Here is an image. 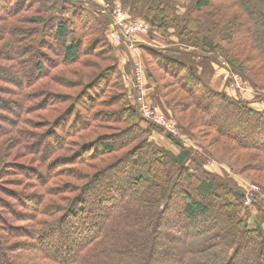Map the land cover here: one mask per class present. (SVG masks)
<instances>
[{
    "label": "trees",
    "instance_id": "obj_1",
    "mask_svg": "<svg viewBox=\"0 0 264 264\" xmlns=\"http://www.w3.org/2000/svg\"><path fill=\"white\" fill-rule=\"evenodd\" d=\"M39 1L0 0L1 41L9 50L0 57L12 62L8 69L17 87L13 100L9 99L13 92L0 87V100L17 108L0 118V264H153L151 256L159 242V227L166 224L164 218L176 236L167 241L175 252L168 264H194L200 256L206 259L201 258L203 264H253L255 254L264 256V221L254 227L244 223L241 212L248 206L237 181L217 168L223 165L247 178L244 171L264 169V111L253 109L239 95L210 86L211 75H203L199 62L191 59L194 54L201 58L220 52V61L232 75L239 72L256 82L246 78L229 56L240 59L237 47L217 48L210 35L216 25L242 14L240 23L228 25L222 38L231 44L237 35L250 36L257 51L246 61L264 77V0H225L229 5L220 23L210 19L217 0H187L184 13L177 12V0H119L130 18H143L152 31L165 37L166 46L139 44L146 78L152 85L159 83L150 63L167 74L171 68L183 71L188 88L179 85L192 94L191 105L201 111L197 116L191 105L179 102L183 115L177 116L165 99V116L176 119L181 134L160 131L177 152L149 138L152 124L128 100L121 73L130 64L124 68L120 64L125 44L113 45L109 15L105 12L104 19L99 15L102 5L92 0H53L51 17H15ZM103 1L112 6V0ZM65 5L71 8L69 17ZM30 21L39 27L21 25ZM45 29L58 53L48 69L44 53L37 49ZM100 55L99 59L111 62L107 67L93 60ZM59 65L61 71L52 75ZM91 67L95 71L88 73L86 68ZM176 71L172 70L173 76ZM67 73L76 80L71 81ZM155 86L157 91L161 87ZM72 88V93L61 90ZM197 88L202 93L194 100ZM3 120L8 122L5 127ZM123 122L124 130L116 127ZM205 125L217 132L211 145H205L196 131ZM134 139L139 140L136 147L131 145ZM135 149L143 155L128 159ZM239 149L256 150V154L245 158ZM238 157L245 160L242 166L235 163ZM130 160L131 171L116 167ZM209 161L217 169H206ZM25 170L35 176H27ZM249 179L264 190V184L253 176ZM257 206L264 216L263 204Z\"/></svg>",
    "mask_w": 264,
    "mask_h": 264
},
{
    "label": "rangeland",
    "instance_id": "obj_2",
    "mask_svg": "<svg viewBox=\"0 0 264 264\" xmlns=\"http://www.w3.org/2000/svg\"><path fill=\"white\" fill-rule=\"evenodd\" d=\"M14 1L15 0H13V4H14ZM81 1H83L85 3H86V1H88V2L94 1V2H96L99 5H102V4L108 5V2L106 3L103 0H92V1L91 0H81ZM177 2L179 3L177 5L178 6L177 7V12L184 13L185 7L187 5V0H177ZM51 3H53V0H42V1H39V4H37V6L36 5L35 6L34 5L30 6L28 11H25V10L21 11L15 17H17V18H18V16L21 17L20 15H23V17H29V18H32L35 15H39V16L44 17V18L45 17H49L48 15H50V17H51L52 15L55 14V13L52 14V11L49 10L50 9L49 7L52 5ZM109 3H112V6H110V7L108 6V8L105 9V11L100 9L101 11H99V15L102 17V19H104V17H105L104 13L107 12L108 15H109L108 16L109 17L108 29H110L112 31H115L116 29L112 26V16H110L109 12L111 11V13H112L113 9H115L117 5H120V7H123V8H126V9H128V8L126 6H124V5H122V3L119 0H112L111 2L109 1ZM227 5H229V3L227 1H225V0H217L215 2V4H214L215 8L211 11L212 14L214 13L213 14L214 16L213 15L210 16V19L217 18V23L218 22L220 23V18L224 17V15H225L224 12H226L225 10H226ZM15 8H16V4H15ZM64 8H65V16L66 17L71 16V8L69 6H66V5L64 6ZM64 8H63V10H64ZM59 9H61V8H59ZM241 15L242 14H239L238 17L234 16V17H230V18L226 19L228 21H226L227 23L225 25L224 24L222 26H219V24L216 25L217 27H214L215 29L211 31L210 35H211L213 41L216 44H218L217 48H219V46H220V48L228 50V49L233 48L235 46L237 47V49L239 50L240 59L238 58V56H235V55H231L230 54L229 56H231L233 62L237 66L240 67L241 71L243 70V73H246V75H247L246 78L253 77L254 79H256V82L253 83L252 80H247V79L243 78L239 72H235L232 75L229 72V70L226 68L227 64L225 63V61H223V60L220 61L222 59L221 55L219 54L220 52L211 53V54H208V55H203L201 57L202 59L199 56L194 54L193 56H191V59L193 58L195 61L199 62L200 65H198V70L200 72H202L203 75H205L206 77L211 75L210 79H212V82H213V77L216 74L215 79H214L215 82H213V84H215V86L217 88H220V89H217V90H222V91H226V92L230 91V93L232 94V93H234L233 92V88L234 89L237 88L236 89L237 91L235 90L237 92V94H239V96L243 97V99H246L247 101H250L249 104H248L250 107H252L255 110L264 111V99L260 100V98L262 96H264V88L260 87V84L262 86H264V77L262 75H260V74L258 75L255 71H253V69H252L253 63L252 62L248 63L249 61L248 62L246 61V57L248 55H251V54L254 55L255 52L257 51V50H254V45H255L254 40L250 36L249 37H245V36L237 35L236 36L237 40L232 41L231 44H230L229 41L224 40L222 38L224 29L226 27H228V25L233 27V26H237L240 23ZM133 18L136 19V20H134ZM133 18L132 17L130 18L128 12L126 11L125 20L127 21V23L137 21L139 23L141 22V23L146 24L149 27V29L146 31L147 33L144 32L145 34H143V37H146V39H148V41L150 43L155 44L157 46H162V45L166 46L165 37H164V40H163V38L159 34H157L156 32L152 31L150 29V25H149L148 21H145L143 18H139V17H133ZM131 20H134V21H131ZM14 21H15V19H14ZM10 22L11 21H9V23ZM14 25L16 27H18L17 23H15ZM21 25L24 26V27H29L30 29L34 25L39 27L38 24H34L31 21L28 24H21ZM0 26H2V24H0ZM112 31H111V34H113ZM2 34L3 33L0 30V41L2 39V37H1ZM139 35H142V34L137 33V32L133 33L132 34V39L133 40L140 39V38H138ZM109 37L112 38V40L114 42H115L116 39H119L118 37H116V39H114L112 37V35H110ZM167 39L168 38H166V40ZM119 40H121L122 42L120 41L118 44H115V46L117 48L121 47L122 44H125V43L128 44V41L126 39H122L121 38ZM42 41L43 42L41 44H39L40 48L38 47L37 49H39L38 50L39 52L44 53V57L45 58L43 57V61H44L45 65H46V68L48 69L50 64H52L53 62L58 60V53L54 52L55 51L54 47L56 46V44H54V41L51 40L48 37V32L46 31V29H45V32L43 34ZM4 42H5V40L0 42L1 43V48H2V49H0V53L1 52H5L8 55V51L9 50L6 49L7 45H5ZM37 43H38V41H37ZM3 44H4V46H2ZM191 49H192V47L188 46L187 50L188 51H192ZM102 56L103 55H100L99 57H97V58H95L93 60L97 61L101 66L107 67L111 62L108 61V60L105 61V60L99 59ZM205 56H213V57L217 58L218 60L216 62H214V61H212V58H204ZM4 57H6V56L4 55ZM83 57H85V56H83ZM87 57H89V56H86V58ZM184 57H185L186 60L189 59L188 55L184 56ZM86 58H85V60H86ZM11 64H12L11 61H9V62L4 61L0 57V87L1 88L4 87V88H6L7 91L13 92V94L11 93V96H9V99L13 100L16 97L14 95V93H15L14 91L17 90L16 89L17 87L14 84L15 83V79L12 76V70L8 69V66H10ZM126 64H130V65L132 64V65L130 67L128 66V67L123 69V71L121 73V81H122V83H123V85H124V87L126 89V95H127L128 100L131 103H134L133 99H131V96L129 95V86H130V91L131 92H135V88L133 87V82H135V80L132 79V78L135 77V65H134V63L131 62V60H129ZM74 67L79 68V67H81V65L80 64L79 65H74ZM150 67L153 69V75L158 78V82L159 83L158 84H154V85H150V83L147 84V89L146 90H147V93H148V98H147L148 101L150 103L156 105L158 107V109L160 110V112L163 115H165V113H166L165 106H167V101L166 100H168L170 102V104L175 107L177 116H182L183 114H181V111H180L181 104H178V103L181 102L184 106H187L188 108H189L188 105L194 104L193 101H192V98H193L192 94H190L189 92H184V90L181 89V86L179 85L180 82H182V88H185V89L188 88V86H185L186 83L184 82L187 78L186 77L185 78L182 77V75H184V72L183 71L182 72H177L176 69L171 68L173 71H176V73H175L176 76H173L172 75V73H173L172 70H169V72L167 71L168 73L171 74L170 75V74H167L164 70L160 69L158 66H155L154 63H150ZM61 68L62 67H60V65H59L58 68L55 67L54 70H51L52 75H54L57 72L61 71ZM86 69H87L88 73H91V72L95 71V69L92 68V67L91 68H86ZM68 76H69L68 78H70L71 81L72 80H76L74 77H71L69 74H68ZM111 81H113V80H111ZM140 84H141V87L143 89L142 91H144L145 86L143 87V81ZM155 85H161L162 88L159 86V90L157 91V88H155L156 87ZM189 86H190V83H189ZM61 90L65 91V92L72 93L74 89L72 88L71 90H63V89H61ZM155 90H156V92H155ZM195 92H196V95H195V93H193L194 94V100L197 98V96L199 94L202 93L199 88H197L195 90ZM58 93H60V92L58 91ZM1 95H3V94L0 93V96ZM162 96L165 97V98H162ZM191 106H192L191 109L196 111V115L198 116L201 111L198 110L197 105H191ZM9 107H10L9 103L7 101H5L4 99L0 100V111L2 112L1 114H3V115L0 116V118L6 117L4 115H10L9 113H10L11 109H13V110L17 109V108L12 107V106L10 108ZM208 108L211 110L210 112H215V108H213V109H212V107H208ZM140 117L145 119V120H148L152 124V128L154 130H157V132H159L160 129H162V127H160L158 125H155L150 119H148V118H146V117H144L142 115ZM174 120H175L176 126L178 127V122L176 121V119H174ZM3 121H4L3 123L5 125H1V126L5 127L8 124V122L6 120H3ZM134 121H135V119H134ZM230 122H232V120L228 121V123H230ZM128 124H130V123H128ZM115 125H116L117 128L120 127L121 130L122 129L124 130L123 127H124V125H126V123H124V122L123 123H119V124L116 123ZM178 130L180 132L179 127H178ZM196 131H199V133L201 134V136L203 138L202 139L203 143L205 145L210 144L211 140L214 139V137L216 136V133H217L212 125H205L203 128L196 129ZM263 132H264V130H263ZM180 134H181V132H180ZM157 138H158V134H157ZM184 138L189 143L193 142V140H190V139H188L186 137H184ZM138 141L139 140L134 139V141L132 142L131 145H133V147H136V144L138 143ZM121 145L122 144L119 143L118 147H120ZM127 147H129V146H127ZM127 147H124L121 150L114 152L113 153V158L117 157L116 155H119L120 153H123L125 151V149H127ZM210 147L213 149L212 146H210ZM132 153H134V155H132V157L128 156V159H132V158L133 159H140V157L143 155L141 149H139V150L135 149L134 152L132 151ZM242 153H244L245 158L246 157L248 158L252 153L256 154V150H248V153H246L242 149L241 150L239 149V154H242ZM222 157L224 159L228 158V157H229V159L231 158L229 155H222ZM141 160H143V159H141ZM234 160H235V163H237L236 165H239V166L240 165L242 166L243 165L242 161H245V160H243V158H240V157H238V161H237L236 158ZM130 161H131L130 163H128L126 161H123L124 163H119V164H117L116 167H119V168L120 167H124V169H128V171H131L133 169L134 162H133V160H130ZM212 163H214V162L213 161H209L208 164H206L204 167L206 169H209V170H212V167L216 168V166H211ZM217 168H218L219 173H222V171H224L226 173H230L235 178V180L237 181V188H238V190H240L241 194L245 192V188H240V185L245 184V183L255 184V182H252V180H251L252 178L249 179L252 176L255 178V180H257L258 182L264 184V169L260 168V171L259 170H257V171H253V170L244 171L243 174L249 177V178H247V177H244V176L239 175L237 173L231 172L226 166L217 164ZM221 168L223 170H221ZM24 173H26L27 176H29L31 178H33L35 176L33 173H30V171H28V170L27 171L25 170ZM260 191L264 192V190H260ZM14 196H16V192L14 194H12V196H10V199H12ZM19 196L21 197V195H19ZM175 197H177V195ZM263 200L264 199L261 198L260 195H257L255 203L249 205L248 208H245L246 209L245 211L241 212L242 219H243L244 223L247 226L254 227V226L259 225L262 221H264L263 214H261V212L256 211V208H255V207H258L257 205H260V207H261L262 204H263ZM164 222L166 224L165 225L161 224L162 226H160L159 230H158L159 232L157 234L156 241H159V242L156 243L155 247L153 248V252H152L153 254L151 256L152 257L151 260L153 261V264H168L169 258L171 260V255H174V253H175V252H173V254H172V251H171L172 245L170 244V242H167V241H168V239H174L176 236L172 235L171 230L168 229L169 228L167 226L168 220L164 218ZM234 222H235V219H234ZM169 226L171 227V224H169ZM174 249H175V251H177V248H174ZM201 258L206 261L205 258L200 256V260L198 258H195L194 264H196V263H202L203 264V262L201 261ZM208 262H210V261H208ZM252 263L253 264H264V256L262 255V253H261V256H260V253H259L258 256L255 254ZM173 264H175V262ZM210 264H212V263H210Z\"/></svg>",
    "mask_w": 264,
    "mask_h": 264
},
{
    "label": "built area",
    "instance_id": "obj_3",
    "mask_svg": "<svg viewBox=\"0 0 264 264\" xmlns=\"http://www.w3.org/2000/svg\"><path fill=\"white\" fill-rule=\"evenodd\" d=\"M107 8L108 5L102 4L103 11H105V9ZM126 11L128 12V9L120 7V5H117L116 8L113 9L112 13L111 11L109 12L110 16H112V26L116 29L115 31H112L113 34H111V30L109 31V33L110 35H112L114 39H116V37L119 36L121 37L122 35L128 41V44H125L126 45L125 50L127 53V60H126L127 63L129 60H131L129 50L132 51V53L136 52V47L133 44L134 40L132 39V34L135 32L144 33L149 29V27L146 24L141 22L139 23L137 21L127 23V21L125 20ZM139 61H140L139 59L134 60L135 77L132 79L135 80V82H133V87L135 88V92H131L129 86V95L131 96V99H133L134 103L137 105L138 110L142 116L150 119L155 125L162 127V129L167 133L178 136L179 130L178 127L176 126L175 120L163 115L156 105L150 103L145 98V95L143 94L142 91L143 89L140 84L142 82L143 69H142V64ZM155 131L157 130L151 132L149 136V138L151 137L152 140L157 137ZM211 166H216V165L212 163ZM213 168L216 169L215 167H212V170ZM240 188H245V192L242 194H243V203L246 206L253 204L257 198V195L264 197V192L260 191V188L256 184L245 183L240 185ZM263 207H264V203H263Z\"/></svg>",
    "mask_w": 264,
    "mask_h": 264
},
{
    "label": "crops",
    "instance_id": "obj_4",
    "mask_svg": "<svg viewBox=\"0 0 264 264\" xmlns=\"http://www.w3.org/2000/svg\"><path fill=\"white\" fill-rule=\"evenodd\" d=\"M112 31V30H111ZM147 33V32H146ZM140 34H142V35H139V37L138 38H140V39H137V40H134V46L136 47V52L135 53H132V51H130L129 50V52H130V57H131V62L132 63H134V60H136V59H139L140 61V63L142 64V81H143V87L145 86V88H144V91H143V94L144 95H146L145 96V98L147 99L148 98V93H147V84L148 83H150L149 82V80L146 78V76H145V69H144V65H143V62H142V56H141V51H140V49H139V44H145V43H147V42H149L148 41V39H146V37H143V34H145V33H140ZM119 35V34H118ZM119 39H125L122 35H121V38H120V36L118 37ZM119 39H116L115 40V42H114V45H115V43L116 44H118L121 40H119ZM118 41V42H117ZM124 41V40H123ZM122 42V41H121ZM125 43V42H124ZM126 44V43H125ZM125 48H126V46H125ZM135 55V56H134ZM126 60H127V53H126V50L125 49H123L122 51H121V54H120V64L122 65L121 67L122 68H124V66L126 65ZM132 65V64H131ZM130 65V66H131ZM219 72V71H218ZM130 75V74H129ZM218 75V74H217ZM215 76H216V74L214 75V77H213V82H215ZM217 78V77H216ZM210 82H209V84H210V86H212V87H214L215 89H220V88H217L216 86H215V84H213V82H212V79H210L209 80ZM154 83V82H153ZM155 84V83H154ZM153 84V85H154ZM150 85H152L151 83H150ZM221 87V86H220ZM237 89V88H236ZM236 89H234L233 88V92L234 93H230V91H227V93L230 95V96H233V97H236L237 98V96L239 95V94H237V90ZM236 90V91H235ZM243 98V97H242ZM148 100V99H147ZM154 131V130H153ZM152 131V132H153ZM164 131V130H163ZM156 132V134H158V138L156 137L155 139H153L154 141H158V142H161V143H163L164 145H166L167 147H169L170 149H172L173 151H175V152H177V149H176V147L174 146V145H172V144H170L169 143V141L164 137V135H163V132H161V131H159V132H157V131H155ZM166 132V131H165ZM167 133V132H166ZM178 136H180V132H179V135ZM185 139V138H184ZM186 141V140H185ZM186 142H188V141H186Z\"/></svg>",
    "mask_w": 264,
    "mask_h": 264
},
{
    "label": "water",
    "instance_id": "obj_5",
    "mask_svg": "<svg viewBox=\"0 0 264 264\" xmlns=\"http://www.w3.org/2000/svg\"><path fill=\"white\" fill-rule=\"evenodd\" d=\"M238 192H240V190H239ZM240 193H241V192H240Z\"/></svg>",
    "mask_w": 264,
    "mask_h": 264
}]
</instances>
